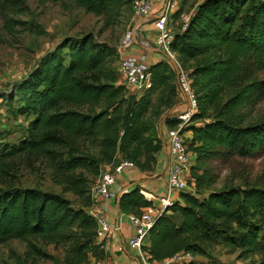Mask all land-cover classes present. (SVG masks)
Returning a JSON list of instances; mask_svg holds the SVG:
<instances>
[{
    "label": "trees",
    "instance_id": "1",
    "mask_svg": "<svg viewBox=\"0 0 264 264\" xmlns=\"http://www.w3.org/2000/svg\"><path fill=\"white\" fill-rule=\"evenodd\" d=\"M60 1V0H55ZM96 15H107L133 0H73ZM189 0L172 15L179 17ZM26 0H0V19L13 29L23 24ZM189 20L174 31L171 49L195 91L198 108L192 130L191 176L195 190L182 191L156 217L145 248L158 261L179 252L209 257L216 246L239 251L245 264H264V187L247 178L217 188L219 174L209 162L264 153V119L251 120L243 106L264 100V0H197ZM119 13V12H117ZM117 49L92 33L69 37L50 50L3 94L14 115L28 123L17 142L0 130V243L12 239L63 246L64 264H88L103 257L96 241L97 218L91 179L122 159L150 170L165 144L157 118L182 94L177 66L169 59L150 65L152 85L140 94L119 83ZM183 95V94H182ZM160 120V119H159ZM169 127L180 120L168 115ZM96 153L83 151L87 143ZM48 161L54 181L72 192L76 205L59 193L7 182L16 165ZM135 185L123 193L122 212L141 213L152 205ZM89 209V210H88ZM0 264H9L0 259Z\"/></svg>",
    "mask_w": 264,
    "mask_h": 264
},
{
    "label": "rangeland",
    "instance_id": "2",
    "mask_svg": "<svg viewBox=\"0 0 264 264\" xmlns=\"http://www.w3.org/2000/svg\"><path fill=\"white\" fill-rule=\"evenodd\" d=\"M196 2L197 0H189L188 7L194 6ZM7 15L23 22L10 29L6 26L5 20L0 19V130L7 135L9 142L18 141L28 120L24 116L14 115L9 103L2 100L1 96L13 92L16 84L31 71L41 57L55 49L63 40L92 33L97 41L105 42L117 49L114 63L119 64L121 57L129 50L123 48L124 39L129 32L133 36V44L136 40L143 45L148 38L145 25L139 26L136 23L137 17L133 15L130 6H124L119 11L107 15H96L77 6L73 0H26L22 12L16 14L8 12ZM171 58L178 65L176 56ZM259 75L264 77V72ZM180 96L183 97L181 93ZM243 110L251 120L264 119V100L255 105H245ZM159 119L160 117L156 123ZM82 150L90 153L97 151L88 142L82 146ZM191 156L194 158L193 154ZM209 166L220 176L217 188L228 182L239 183L243 178L253 183L258 182L264 187V153L246 157L234 156L228 161L213 159ZM108 167L113 166L109 165L104 169ZM52 172L46 160L37 161L33 165H16L14 171L7 177V182L16 186L37 187L44 191L59 193L69 198L75 205L78 204L76 195L64 192L62 186L54 181ZM84 172L91 179L93 192L98 177H94L88 171ZM0 186H7V183H0ZM31 242L42 251L41 255L34 252L27 242L12 239L0 243V259L9 264H64L63 246L46 245L36 236L31 237ZM238 254L239 251L234 252L227 247L216 246L211 250L209 257L198 255L191 264L249 262L239 259Z\"/></svg>",
    "mask_w": 264,
    "mask_h": 264
},
{
    "label": "built area",
    "instance_id": "3",
    "mask_svg": "<svg viewBox=\"0 0 264 264\" xmlns=\"http://www.w3.org/2000/svg\"><path fill=\"white\" fill-rule=\"evenodd\" d=\"M179 3V0H169L164 10L155 20L157 30L155 44L164 51L170 61H172L171 57H175L171 49V42L174 38V31L171 26L172 15L179 8ZM153 5V0H133L131 4L133 15L137 18H144L150 14ZM133 40V36L129 32L124 39L123 48H130L133 45ZM143 47L147 48L148 44L144 43ZM118 70L123 84L134 94H140L152 85L150 65L147 62V55L145 53L122 56ZM178 81L181 92L183 91L186 94L187 106L177 115V118L180 120L179 124L168 129L167 190L162 195H156L151 191L141 189L143 196L151 200L152 205L145 207L141 213L129 214L131 224L134 228L129 245L137 251L140 264H191L195 257H197L191 252H179L171 258L158 261L153 259L150 252L145 248L149 230L154 225L156 217L162 214L169 205L173 204V193L177 190L191 192L195 190L191 176V167L194 164V158L191 156L189 147L190 137L187 136V130L185 128L190 123L192 115L197 111L198 101L187 73L180 68ZM134 166H136L134 161L122 159L113 167L102 170L98 177L97 185L92 192L94 199L92 206L96 205L100 199L109 201L116 197V193L111 190L116 175ZM155 201H159V203L155 204ZM92 206L90 213L98 221L96 241L102 248L105 238L111 233L114 225L105 213L94 211Z\"/></svg>",
    "mask_w": 264,
    "mask_h": 264
},
{
    "label": "crops",
    "instance_id": "4",
    "mask_svg": "<svg viewBox=\"0 0 264 264\" xmlns=\"http://www.w3.org/2000/svg\"><path fill=\"white\" fill-rule=\"evenodd\" d=\"M168 1L169 0H153L154 5L150 14L144 18H137L136 23L139 24V26L145 25L146 37H148L145 43L148 44V47L144 48L143 45L139 44L135 40V44L128 48L129 50L127 49L128 52L125 55H138L140 53H145L147 55V62L149 65L167 58L166 54L161 52L160 48L155 44V38L157 36L155 20L164 10ZM179 2L180 7L181 0H179ZM192 10L193 7H188V4H186L184 6V11L179 15V17L172 19L171 26L173 31H178L184 24H186L191 16ZM136 44L138 46H135ZM171 62H173V60ZM114 67L119 69V64L114 63ZM118 82L123 83L121 77H119ZM176 100V104L166 109L158 122L159 131H161L162 137L165 139V144L163 149L156 154V161L153 163L152 168L150 170H142L138 165H136L132 168L125 169L120 174H117L115 181L111 186V190L116 193V197L109 201L100 199L96 205L92 206L94 211L105 213L110 222L114 225V228L104 240V246L102 247L104 250L103 257H91L90 263L88 264H140L137 251L129 245L130 238L134 233V228L131 224L129 214L122 212L120 209L118 195L121 190L132 184L133 185L131 187L140 185L142 189L151 191L156 195H162L166 192L168 178L167 161L169 125L165 119L168 115L177 116L187 106L184 95L183 97L179 95ZM187 135L191 137L192 130H188ZM191 154L193 153L191 152ZM174 193V201H182L180 190H177ZM158 203L159 201H155V204ZM118 226L119 228H117Z\"/></svg>",
    "mask_w": 264,
    "mask_h": 264
},
{
    "label": "water",
    "instance_id": "5",
    "mask_svg": "<svg viewBox=\"0 0 264 264\" xmlns=\"http://www.w3.org/2000/svg\"><path fill=\"white\" fill-rule=\"evenodd\" d=\"M160 51H161V52H164V51L161 50V49H160ZM173 63L176 65V62H175V61H173ZM177 71H178V75H179V67H178V65H177ZM182 93H183V95H184V97H185V99H186V94H185L183 91H182ZM158 126H159V125H158ZM160 136H162L161 131H160ZM132 185H133V184H132ZM132 185H130V186H128V187H126V188H124L123 190L120 191V193H119V195H118V202H120V199H121L123 193H124L125 191H127Z\"/></svg>",
    "mask_w": 264,
    "mask_h": 264
}]
</instances>
